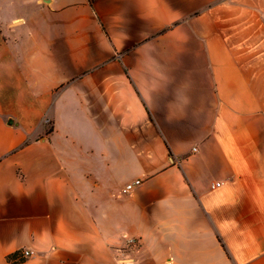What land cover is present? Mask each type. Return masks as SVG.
Returning <instances> with one entry per match:
<instances>
[{"label":"crops","instance_id":"1","mask_svg":"<svg viewBox=\"0 0 264 264\" xmlns=\"http://www.w3.org/2000/svg\"><path fill=\"white\" fill-rule=\"evenodd\" d=\"M25 249L264 264V0H0V264Z\"/></svg>","mask_w":264,"mask_h":264},{"label":"built area","instance_id":"2","mask_svg":"<svg viewBox=\"0 0 264 264\" xmlns=\"http://www.w3.org/2000/svg\"><path fill=\"white\" fill-rule=\"evenodd\" d=\"M141 184L140 180H136L134 182L127 183L123 189L124 193L131 192L137 185ZM223 185L222 182H215L212 184L213 188L220 187ZM140 245V239L138 237H127V244L125 247L127 248H136ZM33 254L31 250H23L20 252V259H25Z\"/></svg>","mask_w":264,"mask_h":264},{"label":"trees","instance_id":"3","mask_svg":"<svg viewBox=\"0 0 264 264\" xmlns=\"http://www.w3.org/2000/svg\"><path fill=\"white\" fill-rule=\"evenodd\" d=\"M93 2L94 0H90ZM9 262L11 264H18L19 262L23 261L24 259H20V253H13L8 256Z\"/></svg>","mask_w":264,"mask_h":264},{"label":"rangeland","instance_id":"4","mask_svg":"<svg viewBox=\"0 0 264 264\" xmlns=\"http://www.w3.org/2000/svg\"><path fill=\"white\" fill-rule=\"evenodd\" d=\"M50 128V126H48Z\"/></svg>","mask_w":264,"mask_h":264}]
</instances>
